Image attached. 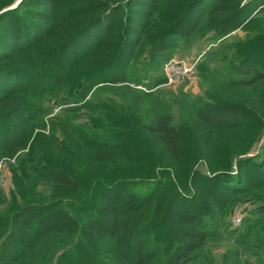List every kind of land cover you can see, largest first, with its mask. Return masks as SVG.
Segmentation results:
<instances>
[{
  "label": "trees",
  "instance_id": "1",
  "mask_svg": "<svg viewBox=\"0 0 264 264\" xmlns=\"http://www.w3.org/2000/svg\"><path fill=\"white\" fill-rule=\"evenodd\" d=\"M18 1L0 0V153L13 156L32 137V159L38 149L49 150L53 139L34 132L48 113L41 101L31 105L39 96L62 90L56 102L62 113L86 108L112 116L61 123L74 157L68 164L32 172L31 159L20 161L21 182L44 181L51 197L26 203L8 217L0 233V264H26L23 259L45 240L39 264H194L214 236L210 221L248 190L242 172L251 169L264 177L260 155L239 159L235 171L226 166L218 174H204L196 165L220 130L262 127L263 120L249 105L228 101L197 104L192 121L183 126L170 114L144 120L139 107L152 92L125 84H145L151 70L160 71L172 58L179 41H189L203 27L212 32L210 45L226 40L261 0H21L11 8ZM55 36L59 43L46 50ZM262 42L225 67L222 87L264 81ZM138 54L145 68L131 72ZM90 59L93 69L77 75L76 68ZM68 62L77 67H67ZM31 68L39 80L28 73ZM153 81V87L167 83L164 74ZM108 84L129 86L128 108L91 100ZM143 160L150 164L146 177L139 167ZM73 210L88 216L82 219ZM255 214L263 223L264 202Z\"/></svg>",
  "mask_w": 264,
  "mask_h": 264
},
{
  "label": "rangeland",
  "instance_id": "2",
  "mask_svg": "<svg viewBox=\"0 0 264 264\" xmlns=\"http://www.w3.org/2000/svg\"><path fill=\"white\" fill-rule=\"evenodd\" d=\"M257 3L251 16H249L250 18L247 17L241 29L234 32L226 40L210 45L208 39L212 32L203 27L189 41H179L172 58L160 67V71L151 70L148 77L143 81L145 84L140 85L132 81L125 84L131 86L135 91L152 92L150 96L143 99L142 105L139 107V116L144 120L155 119L161 114H170L175 125L183 126L192 121L193 110L197 104L214 101L245 103L259 114L261 120H263L262 127L247 124L233 130H220L216 134L213 143L206 151L205 160L203 159L196 165V169L204 174L224 173L226 166H231L235 171L237 160L245 157L260 155L258 161L264 162V81L252 86L241 85L233 88L222 87L221 81V77H225L226 74L225 67L235 63L250 49L264 41V0ZM257 13L259 18L254 23L249 24L252 22L251 19L257 16ZM38 21L43 24L46 23L44 19H38ZM47 24L51 25L49 21H47ZM163 25L162 27H166ZM157 29L160 31V28L157 27ZM56 31L61 33L62 29L57 28ZM117 31L120 32L119 26L118 29L116 28L115 33ZM114 36H111L110 39H113ZM53 38L54 40L49 41L50 45L46 47V50L54 47L53 43L55 41L59 43L58 36ZM41 51L45 52V49ZM136 58L138 60H133L131 72L136 70L137 67L142 70L145 68L144 63H142L144 61L143 55L139 56L138 54ZM177 58L196 63L194 72L184 82L173 85H167L166 83L159 86L154 84L153 87V80L164 74L165 65L172 59ZM67 61H69L68 58ZM92 61L93 59H90L88 63L78 67L74 66L72 62H68L67 67H73V70L77 67L75 73L81 77L93 69L90 64ZM25 65H28V63ZM28 73L34 74L33 78L39 80L37 72L32 68L28 70ZM147 85H150V87ZM70 86L72 85L67 87ZM129 86L122 87L120 84H108L98 88L91 100L103 99L113 105L115 109L122 111L125 107L130 106ZM61 91L50 96L46 95L44 98H39L42 97L39 96L31 101V105H36L41 101L40 106L46 109L44 111H48V113L45 112L44 121L37 123L38 126L34 132L41 133L43 138L53 139L49 150L43 153L37 148L35 159H32L34 151L29 153L31 150L30 145L33 142L32 137L26 149L17 151L13 156L4 152V154L0 153L2 154L0 156V233L13 211L26 203L32 201L43 202L50 200L51 197V188L44 181L31 183V180H28L27 182H21L18 178L20 176L18 175L20 173L18 172L20 161L27 158L31 159L29 164L32 172L35 167L59 168L64 163L68 164L74 157L69 145L64 141L65 134L61 123L69 119H72L71 121L74 124L88 123L93 118L98 120L106 116H112L100 109L87 111L86 108L71 114L62 113L63 107L58 106L56 103L60 99ZM67 115H70V118ZM18 123L13 122L12 125L16 126ZM21 128L24 129L25 126ZM149 166L147 160L139 163L145 177ZM26 171L30 173L27 168ZM241 175L246 182L243 186L248 190L233 198L224 214H219L210 221L214 236L208 241L204 249L195 256L194 264H264V222L261 223L262 220L255 214L258 206L264 202V177L254 174L251 169L242 172ZM73 213L79 215L82 219L88 216V213L83 212V210L79 212L73 210ZM236 218L240 219V223L237 225L234 222ZM47 243L48 241L45 240L36 250H31L32 256H29V259L21 260V263L39 264L42 259L39 258L40 254ZM55 246H57L56 242L52 245L51 250ZM21 250L25 251L23 247ZM29 251V249L26 250L27 255ZM159 251L164 254V247L161 243ZM57 252H61V250H57ZM8 263L16 264L11 261H8ZM17 263L20 264V261H17ZM67 264L69 263L67 262Z\"/></svg>",
  "mask_w": 264,
  "mask_h": 264
},
{
  "label": "built area",
  "instance_id": "3",
  "mask_svg": "<svg viewBox=\"0 0 264 264\" xmlns=\"http://www.w3.org/2000/svg\"><path fill=\"white\" fill-rule=\"evenodd\" d=\"M195 66L196 63H191L185 59H172L165 65L164 68V75L167 79V85H173L186 81L188 77L194 72ZM234 222L237 225L240 223V219L236 218Z\"/></svg>",
  "mask_w": 264,
  "mask_h": 264
},
{
  "label": "water",
  "instance_id": "4",
  "mask_svg": "<svg viewBox=\"0 0 264 264\" xmlns=\"http://www.w3.org/2000/svg\"><path fill=\"white\" fill-rule=\"evenodd\" d=\"M21 0L18 1V3L16 5H14L12 8L16 7L19 3H20Z\"/></svg>",
  "mask_w": 264,
  "mask_h": 264
}]
</instances>
